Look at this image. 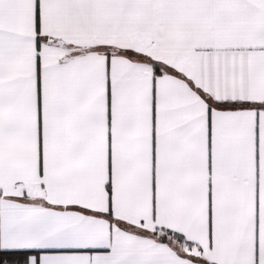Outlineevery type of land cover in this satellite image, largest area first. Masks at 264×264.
<instances>
[{
    "label": "snow or ice",
    "instance_id": "6c2138e0",
    "mask_svg": "<svg viewBox=\"0 0 264 264\" xmlns=\"http://www.w3.org/2000/svg\"><path fill=\"white\" fill-rule=\"evenodd\" d=\"M0 264H264V0H0Z\"/></svg>",
    "mask_w": 264,
    "mask_h": 264
}]
</instances>
